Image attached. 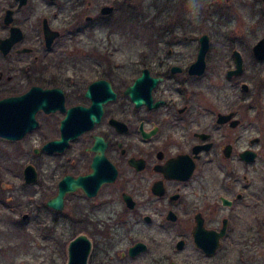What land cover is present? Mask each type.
Wrapping results in <instances>:
<instances>
[{"label":"flooded vegetation","instance_id":"1","mask_svg":"<svg viewBox=\"0 0 264 264\" xmlns=\"http://www.w3.org/2000/svg\"><path fill=\"white\" fill-rule=\"evenodd\" d=\"M20 1L0 0V101L26 97V124L37 96L45 107L21 137L0 136L29 159L21 184L0 170V253H27L28 231L32 243L48 241L52 226V264L68 263L79 236L89 242L85 264H179L172 258L183 252V264H220L221 252L229 264H264V95L246 83L264 76L259 39L210 57L206 34L193 74L204 34L141 36L135 0ZM260 9L264 0L246 10Z\"/></svg>","mask_w":264,"mask_h":264},{"label":"rangeland","instance_id":"2","mask_svg":"<svg viewBox=\"0 0 264 264\" xmlns=\"http://www.w3.org/2000/svg\"><path fill=\"white\" fill-rule=\"evenodd\" d=\"M100 1L106 5L112 3V0ZM136 1L138 3L136 5L139 10L138 25L141 36H148V31L161 30L163 27H172V34H175L178 39L187 36L189 40L191 38L195 40L201 34H207L211 42L210 57H221L226 51L224 48L232 46H235L237 50L248 51L249 46L264 37V9H260V12L257 11L254 15L249 14L246 9L250 0H231L227 3L222 0ZM117 16V12H114L110 17L116 19ZM262 78L251 82L246 81V83L250 90H260L264 95V76ZM263 125L264 118L261 120V127ZM258 134L259 131L253 128L252 135ZM21 149L22 146L16 143H0V170H11L12 177H8V180L14 185L22 183L21 178H17V176L20 175L23 166L29 160L20 155ZM34 192V189L29 190L28 198L35 197ZM51 227L46 226L50 238L43 242L37 239L32 243L30 235L33 232L28 231V240L31 245H28L27 253H0V264H52L55 247ZM61 233L63 232L60 229L59 234ZM260 253L264 256V251H260ZM94 255L98 254L93 253ZM190 255L191 253L183 252L173 257L172 260L183 264ZM217 258L220 264H229L231 261L229 253L228 255L223 252L218 253Z\"/></svg>","mask_w":264,"mask_h":264},{"label":"water","instance_id":"3","mask_svg":"<svg viewBox=\"0 0 264 264\" xmlns=\"http://www.w3.org/2000/svg\"><path fill=\"white\" fill-rule=\"evenodd\" d=\"M224 1H229V0H224ZM23 4H25V0H21L19 3L20 6ZM112 9L113 8L111 6H104L101 9V12L105 15L110 14ZM199 43L200 46H199L197 58L189 68V72L193 74L200 73L203 70L204 56L209 47L208 36L206 34L201 35L199 37ZM253 53L257 59L260 60L264 59V38L259 39L258 42L253 46ZM235 57H236V70L229 72V74L237 75L241 72V58L238 52H235ZM244 88H247V86H244ZM25 98L26 97H17V98L7 99L8 103L10 102L12 104L9 113L6 112L7 110H5V108H3L4 103L7 101L6 100L0 101L1 104L0 106H2V108H0V136L17 139L21 137L22 134L21 131L23 130L25 131L27 128L36 125L35 122L31 123V120L34 119V113L38 108L45 107V102L43 101L44 97L37 96L38 104L34 103L35 105L30 107L29 111H27V116H28L27 124L23 119L27 110V108L25 107L26 105L24 101ZM8 114L10 115L9 118L7 117ZM54 145L55 142L48 143L44 145L42 149L51 152L54 149L53 148ZM24 177L26 183H33L36 181V171L33 166L28 165L24 169ZM62 194L63 193H60L58 197L50 199L47 202V204L50 207H55L58 204L61 205ZM88 252H89V242L87 241V239H85L83 236L77 237V239L75 241H72L69 245V261L67 264H85ZM135 254L136 253H129L130 256H134Z\"/></svg>","mask_w":264,"mask_h":264}]
</instances>
